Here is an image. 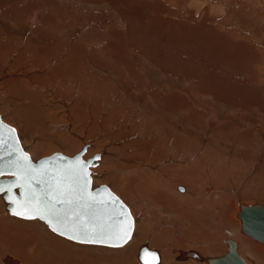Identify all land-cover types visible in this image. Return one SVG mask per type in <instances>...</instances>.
Returning a JSON list of instances; mask_svg holds the SVG:
<instances>
[{
  "label": "rangeland",
  "instance_id": "1",
  "mask_svg": "<svg viewBox=\"0 0 264 264\" xmlns=\"http://www.w3.org/2000/svg\"><path fill=\"white\" fill-rule=\"evenodd\" d=\"M56 1L59 0H17V2L16 0H0V114L5 122L17 129L23 145L32 157L37 159L54 152L75 155L83 148V145L92 142L93 147L88 152L87 158L97 152L105 153V157L96 168L97 170L94 169L96 175L102 173L105 175L96 177L95 185L108 184L132 209L129 200L123 193H120V191L124 192L123 183L117 179L116 171L107 161L106 152L112 147H116L113 145L114 142L126 139L132 128L136 130V134H138L137 131L142 132V129H138L141 126L139 116L131 113L125 116L122 114L116 116V111L119 110L124 100H122V93L116 89L115 83H123L124 80L134 83L135 90L139 93L141 88L147 86L144 80L146 72L159 78L161 75L162 82L165 83L164 90L169 89V91L167 90L166 93L163 88L154 85L151 91L149 89L148 94H156L157 97L162 98L168 97L170 98L168 103L171 105L174 102H176L175 105L180 102L192 105V109L176 112V115L170 112L171 114L167 115L173 119H177L179 115L184 116L188 130L195 131L198 135L208 131L210 120L214 116L212 112H206L200 106L196 107L193 101L209 102V106H212L221 99L229 100L234 107L232 105L230 107L220 106L225 111L222 112L224 119L222 118L220 121L217 119L216 123H213L218 134H210V138H213L212 141H216L213 144L209 143L210 146L212 145L211 149L209 144L207 146V141L205 143L207 147L203 146L202 149H199L201 148L198 146L199 142L197 140V142H193L195 138L190 139L193 141L190 146V140H188L189 145L187 146L190 147L188 149H192L191 151L197 149V156L193 157L195 162L186 163L182 167L176 163H169L168 167L172 169L167 170V176L172 181L166 180L165 175L162 176L159 173V177L154 179L153 183L151 182V186H145L143 182H139V184L134 183L133 188H136L138 192L148 189L151 194L153 191L169 193L170 198H166L169 200L168 203L160 198L158 201L154 200V203L156 205L159 203L160 208L162 207L161 209L165 211L164 216L165 219L167 218V223L163 226L164 229H169L174 235L175 228L171 223L178 219L182 223L179 224V229H182L180 230L183 234H187V242L184 245L175 238L173 239L174 245H168L167 253H172V260L177 257L175 264H195L192 260L190 263L181 261L179 256L189 250L202 255L200 249L204 246L210 249L205 251L203 257L223 255L227 251L225 239L230 238L225 231L232 230V227H228L227 224L236 226L240 235L247 238L250 243L264 247V244H260L242 233L241 219L238 216L239 203L264 205V176L248 177L249 164H254L255 155L264 150V128L258 131L260 126L255 125V119H258L259 124L264 126V110L258 107L259 105L264 109V78H262L264 75L261 73L264 63V58H262L264 57V41H259L249 35L248 23H242L236 18L237 16L235 19L233 18L234 14L242 13L244 15H241L248 19L247 9L248 4L251 5L248 3L250 0H182V6L177 5L174 0H60L65 4L61 8H57L59 5L55 3ZM260 1L264 4V0ZM200 6H203L202 10H199ZM213 8L214 11L215 8L220 10L213 12ZM222 9L225 11L224 13L221 11ZM2 20H11L9 23L17 29L8 33L2 27ZM29 24L33 25L29 27ZM55 24L57 25L55 26ZM71 30L75 32L69 36L71 66L77 67V61L83 56L81 52H84L90 62V67H87L90 68V71L92 70L94 75L98 76V79L94 76L88 80L81 78L77 75L78 70L72 74L73 69L61 63L65 56L61 52L62 36ZM253 30L259 33L260 25L254 26ZM50 38L54 39L53 45L49 44ZM29 39L32 40L29 41ZM82 48L84 49L82 50ZM33 51L34 53H32ZM52 51L56 55H53ZM61 56L63 59H60ZM255 58L258 62L254 65ZM14 63H16L15 67ZM70 63L67 65L70 66ZM81 66L86 67L83 64ZM151 99L158 105L160 98L157 99L153 95ZM108 100L111 103L119 102L116 106L113 104V108H111L115 113L111 112L110 118L105 116L106 120L104 117L98 120L93 119V114L88 111V108H92L95 103L107 105ZM125 109L127 108L125 107ZM243 115L246 116L245 120L242 118ZM114 120L118 121V126L124 124V127H131L130 131L128 129V131L111 129V123ZM195 121H198L199 124ZM137 122H139L138 126ZM149 123L151 124L152 121ZM152 125H157L158 129L164 127L172 130L174 128L162 121L160 124L152 123ZM147 126L145 131L149 130V126ZM108 128L111 133L107 131ZM162 132H167V130ZM100 133H103V136ZM120 138L122 139L120 140ZM111 141L113 142L111 143ZM229 147L232 149V156L242 154L240 157L245 156V159L241 160L239 156L237 159L235 157L234 161L232 160L233 165L230 166V157L226 154ZM164 151L165 153L169 152L167 148ZM189 151L185 152L186 157H191L188 154ZM246 159L248 160L246 161ZM241 162H245V167ZM236 163L237 166L240 165L238 169ZM121 169L123 170L124 167ZM261 170L264 174V163L261 165ZM194 172L195 174H193ZM196 173L197 175L203 174V178L206 176L205 181L207 182L214 181L213 184L224 181L230 190H224L225 192L219 193L217 197L212 195L211 198L203 199L202 205L204 206L199 207L192 203L191 198L178 199L169 191V187L174 186L175 180L172 177H175L176 174L180 180L189 181L192 178V182H195L192 184L197 188L199 180L201 181L203 178H196L197 176H194ZM186 175L187 177L182 178ZM105 177L107 178L105 179ZM132 177L134 176H130V180L133 183ZM121 178L123 179L124 176L121 175ZM117 180H119L118 183ZM202 183L206 182L202 181ZM181 194L184 195L186 192ZM161 203H164V206ZM156 205L153 206V209H149L160 216V210ZM132 211L135 212L133 209ZM136 217L139 218L137 220L139 229L148 226L147 230H152L155 225L159 224V220L152 218L153 221L150 220L146 225L145 217L142 214H137ZM36 223L42 224L43 227L37 226ZM232 231L234 232L232 238L239 243V252L242 257L249 264H264L263 252L255 253L249 246H243L235 238L234 229ZM206 239L210 240L207 241L209 243H203ZM196 240L201 241L199 246L195 244ZM145 243L143 242L141 245ZM173 246H176L175 252H171ZM127 247L113 249L72 242L53 234L43 222L9 216L5 204L0 198V264H7L8 258L18 264H26V261L27 264H141L136 260V256H133V251L130 253L132 256L128 257L130 250L128 251ZM125 248L126 250H123ZM160 250L163 251L162 248ZM126 257L127 259H125Z\"/></svg>",
  "mask_w": 264,
  "mask_h": 264
},
{
  "label": "bare ground",
  "instance_id": "2",
  "mask_svg": "<svg viewBox=\"0 0 264 264\" xmlns=\"http://www.w3.org/2000/svg\"><path fill=\"white\" fill-rule=\"evenodd\" d=\"M21 1V0H20ZM64 1V0H63ZM63 1H56L55 3L57 4V5H59V7L57 6V8H61V7H64L65 6V4L64 3H62ZM97 1V0H96ZM107 1V0H106ZM175 1V3L177 4V5H183V3L181 2L182 0H174ZM16 2H17V0H16ZM99 2V1H98ZM102 2V1H101ZM100 2V3H101ZM20 3V2H19ZM67 3V2H66ZM103 3H104V1H103ZM111 3V2H110ZM186 3V2H185ZM248 3H251V5L250 4H248V19L246 18V17H244V16H242V15H244V14H240V13H237V14H234V19H235V17L237 18V19H239L242 23H248V26L250 27V34L249 35H251L253 38H256V39H258L259 41H264V4H262V1H260V0H250V2L248 1ZM22 4V3H21ZM41 4H43V3H41ZM60 4H61V6H60ZM68 4V3H67ZM66 4V5H67ZM64 5V6H63ZM69 5V4H68ZM68 5H67V7H68ZM203 5V4H202ZM250 5V6H249ZM235 6V5H234ZM34 7V6H33ZM158 7V6H157ZM202 7L203 6H200L199 7V10L201 9L202 10ZM5 9V8H4ZM13 9V8H12ZM65 9V8H64ZM219 9V8H218ZM218 9L217 8H215V11L217 12L218 11ZM223 9H225V8H223ZM221 10L223 13L225 12L224 10ZM198 10V11H199ZM220 10V9H219ZM234 10V9H233ZM239 10V9H238ZM13 11V10H12ZM214 11V8H213V12H215ZM220 11V12H221ZM167 12H169V11H167ZM200 12V11H199ZM233 12H235V11H233ZM36 13V12H35ZM129 13V12H128ZM228 13V12H227ZM232 13V12H231ZM22 14V13H21ZM37 14H38V12H37ZM36 14V15H37ZM90 14V13H89ZM170 14V13H169ZM221 14V13H220ZM225 15H226V13H225ZM192 16V15H191ZM193 17V16H192ZM191 17V18H192ZM7 18V17H6ZM19 18V16L17 17V19ZM10 19H11V17H10ZM16 19V20H17ZM248 21H247V20ZM12 20V19H11ZM10 20V21H11ZM15 20V21H16ZM25 20V19H24ZM10 21H8V20H2L1 21V23H2V27L4 28V29H6V31L8 32V33H12V32H14V30H16L17 29V27H15L14 25H12V24H10L9 22ZM45 21V20H44ZM48 21H50V20H48ZM113 21V20H112ZM55 23V22H54ZM94 23V22H93ZM117 23V22H116ZM16 24V23H15ZM47 24V23H46ZM33 25V24H32ZM31 24H29L28 26L29 27H31L32 26ZM52 25V24H51ZM57 24H55V26H56ZM68 25H70V24H68ZM72 25V24H71ZM80 25V24H79ZM257 25H260V31H259V33L258 32H256V31H254L253 30V28H254V26H257ZM55 26H54V28H55ZM47 27V26H46ZM93 27V26H92ZM27 28V27H26ZM38 28V27H37ZM48 28V27H47ZM50 28V27H49ZM72 28V27H71ZM70 28V29H71ZM83 28V27H82ZM82 28H80V29H82ZM57 29V28H56ZM256 29V28H255ZM63 32H65V30H62ZM61 32V31H60ZM79 32V31H78ZM19 33V32H18ZM72 33H75L74 31H68L65 35H63L62 37V40H61V42L63 43V46L61 47V52L63 53V54H65V56H63L64 57V59H63V57L61 56L60 57V59H63V61L61 62V63H63V64H65V66H67V67H69V68H72L73 69V71H72V74H74V73H76L77 72V70H78V76H80L81 78H84V79H89V78H93V76L95 77V78H97L98 79V76H96V75H94V73H92L91 71H90V68H88L87 66H89V57L88 56H86V54L84 53V52H81L82 54H83V56H81L80 57V59L77 61V64H76V68H74V66H71L72 64L70 63V60H71V58H70V54H69V49H71L70 47V45H71V41L69 40V36L72 34ZM45 34V33H44ZM53 34V33H52ZM56 34H57V32L55 33V36H56ZM79 34V33H78ZM83 34V33H82ZM32 35V34H31ZM34 35H35V33H34ZM40 36V35H39ZM44 36V35H43ZM45 36H46V34H45ZM48 36V35H47ZM54 36V37H55ZM77 36V35H76ZM250 36V37H251ZM10 37V36H9ZM65 37V38H64ZM80 37H81V35H80ZM44 38V37H43ZM48 38H49V36H48ZM51 40H49L50 41V43L49 44H51V45H53L55 42H53V38H50ZM58 39V38H57ZM252 39V38H251ZM21 40V39H20ZM32 40V39H31ZM30 39H29V41H31ZM45 40H46V38H45ZM59 40V39H58ZM12 41V40H11ZM14 41V40H13ZM24 41V40H23ZM44 41V40H43ZM53 43H52V42ZM47 42V41H46ZM22 43V42H21ZM21 43H19V44H21ZM45 43V42H44ZM32 44V43H31ZM37 44V43H36ZM38 45V44H37ZM37 45H36V47H37ZM12 46H14V45H12ZM12 46H11V48H12ZM33 46V45H32ZM31 46V47H32ZM3 47V46H2ZM9 47V46H8ZM23 47V46H22ZM35 47V48H36ZM87 47V46H86ZM41 48V47H40ZM22 49H24V48H22ZM21 49V50H22ZM28 49V48H27ZM39 48H37V50H38ZM47 49V48H46ZM50 49V48H49ZM48 49V50H49ZM84 48H82V50H83ZM15 50V49H14ZM32 50V49H31ZM45 50V49H44ZM39 51V50H38ZM71 51V50H70ZM77 51V50H76ZM75 51V52H76ZM87 51V50H86ZM12 52H14L13 50H12ZM45 52H46V50H45ZM51 52V51H50ZM53 52V51H52ZM19 53V52H18ZM32 53H34V51L32 52ZM48 53V52H47ZM80 53V54H81ZM252 53H254V52H252ZM251 53V54H252ZM15 54V53H14ZM42 54V53H41ZM73 54V53H72ZM71 54V55H72ZM80 54H79V56H80ZM16 55V54H15ZM20 55V54H19ZM48 55V54H47ZM53 55H56V54H54V52H53ZM52 55V56H53ZM60 55H62L61 53H60ZM3 56V55H2ZM35 56V55H34ZM74 56H75V54H74ZM76 56H78V55H76ZM253 56V55H252ZM15 57V56H14ZM11 58V57H10ZM16 58V57H15ZM52 58V57H51ZM262 58H264V57H262ZM261 58V59H262ZM13 60V59H12ZM46 60V59H45ZM51 60V59H50ZM22 61V60H21ZM141 61V60H140ZM263 61V60H262ZM261 61V62H262ZM13 62V61H12ZM249 62H250V59H249ZM257 59L255 58V61H254V65L255 64H257ZM30 63H31V61H30ZM39 63V62H38ZM42 64L44 63V62H41ZM67 63H70V66L69 65H67ZM96 63V62H95ZM15 64L16 63H14V67H15ZM25 64V63H24ZM85 65L86 67L84 68L83 66H81V65ZM92 64H93V62H92ZM98 64V63H97ZM262 64V63H261ZM49 65H50V63H49ZM164 65V64H163ZM253 65V66H254ZM260 65V64H259ZM2 66V65H1ZM17 66V65H16ZM23 66V65H22ZM262 66V65H261ZM18 67V66H17ZM19 67H20V65H19ZM90 67V66H89ZM27 68V67H26ZM142 68V67H141ZM158 68V67H157ZM252 68V67H251ZM256 68V67H255ZM257 68H258V66H257ZM262 74L264 75V63H263V66H262ZM1 69H2V67H1ZM21 69V68H20ZM24 69V68H23ZM54 69V68H53ZM10 70H12V69H10ZM37 70H38V68H37ZM160 70V69H159ZM23 71V70H22ZM25 71V70H24ZM23 71V72H24ZM29 71V70H28ZM12 72V71H11ZM14 72V71H13ZM12 72V73H13ZM68 72V71H67ZM22 73V72H21ZM21 73H20V76H21ZM35 73V72H34ZM25 74V73H24ZM24 74H22V75H24ZM32 74V73H31ZM67 74V73H66ZM158 74V73H157ZM17 75V74H16ZM29 75V74H28ZM36 75V74H35ZM57 75H59V74H57ZM68 75V74H67ZM140 75V74H139ZM142 75V74H141ZM163 75V74H162ZM182 75V74H181ZM258 75H260V74H258ZM20 76H16V77H20ZM71 76V75H70ZM144 76V75H143ZM160 76V78L158 77V76H156V75H152V74H150V73H148V72H146V79H144L145 81H146V83H147V86H144L143 88H141V92H136V90H135V84L133 83H128V81H126V80H124L125 82H120V83H118V82H116L115 83V87H116V89L119 91V92H121L122 93V100H124L123 101V104L121 105V107L119 108V110L118 111H116V116H118V115H120V114H122V116H125L126 114H135L136 116H139V118L141 119H139V122H140V128H138V129H142V132H138L137 131V133L138 134H136V130H134L133 128H132V130L130 131V129H131V127H124L123 125H121V126H118V121H115L114 120V122L113 123H111L112 124V127L111 126H109V124H108V122H107V124H108V126L109 127H111V129H121V131H124V130H129L130 132H129V134H128V137L126 138V139H122V138H120V140L122 139L123 141H121V142H114V146H116V147H112L111 149H109V150H107V161L109 162V164H111V166H112V168H113V170L114 171H116L115 173L117 174V179H119L123 184V189H124V192L123 191H120V193H123L124 194V196H126V198L129 200V203H131V206H132V209L135 211V212H133L132 211V209L130 208V205L129 204H127L128 206H129V208H130V211H131V213H132V215L134 216V219H135V224H134V234H133V236H132V238H131V240L126 244V245H124V246H122V247H125V246H128L127 247V249H128V251L130 250V252H129V254H128V257L129 256H132V254H130V253H132V251H133V256L135 255L136 256V260L137 261H139V259H138V252H139V249H140V247L142 246L141 244L144 242H146L145 244L146 245H148L150 248H153V249H157L159 252H160V255H161V261H160V263L159 264H175L176 263V258L174 259V260H172V253L171 254H168L167 253V249H168V245H172L173 244V239L175 238L180 244H183L184 245V243L185 242H187V234L185 235V233L183 234V232L179 229V227L178 226H180L179 224H182L181 223V220H178V219H176V221H172V223L170 222V221H168V222H170L173 226H174V235H173V233L171 234V232L169 231V229H167L166 230V228L164 229V225L167 223L166 222V219H165V216H164V212L165 211H163L161 208H160V205H158L159 203H157V205H156V203H154V200H157L158 201V199L160 198V199H164L165 200V202H167L168 203V201L169 200H167L166 198H170V196L164 191H160V192H155V191H153V194H151V192L150 191H148V189H146L145 191H142V190H140L139 192L136 190V188H133L134 187V183H137V184H139V182H143L144 184H145V186H151V182L153 183V181H154V179H157L158 177H159V173H161V175L162 176H164L165 175V179L167 180V179H170V178H168V174H167V170H170V169H172V168H170V167H168V165H169V163L171 164V163H176V164H178L180 167H182V166H184V164H189V163H191V162H195V158H193V157H196L197 156V154H196V152H197V149H196V151L194 150V151H191L192 149H188V148H190L189 146H187V145H189L188 143V140H190V139H193V138H195L194 139V141L193 142H195L196 140L199 142V144H198V146H200L201 148H199V149H202V147L203 146H206V144H207V146H208V144L209 143H212L213 144V142H216V141H212V137L210 138V136L212 135L211 133H214V135H216V134H218V133H216V130L214 129V124L213 123H216V121L215 120H217L218 119V121H220L222 118L224 119V116L222 115V112L224 113L225 111H224V109H222L220 106H224V107H230L231 105H232V107H234L233 106V104H230V101L228 100H224V99H221L220 101H216L217 103H216V105H218V106H216L215 104H212V106H209V102H205V103H201V102H198V101H193L194 103L193 104H195V106L197 107V106H200L201 108H203L204 110H206V112L207 111H210V112H212V115L215 117H213L214 118V120H210V125L207 127L208 128V131L207 132H204V133H201V135H198L195 131H192V130H188V127L186 126V122H185V117L184 116H182V115H179V116H177V119L176 118H170L167 114H171V113H173V114H175L176 112H181V111H183V110H186V109H190L191 107H192V105H190L189 103L188 104H184V102H180V104H174V103H176V102H174V103H172L173 105H171V104H169L168 103V101H169V99L170 98H162V97H157L158 95H156V94H153L154 96H155V98H157V99H159L160 98V101H158V105H156V103H155V101H153V99H151V97L153 96V95H151V93L150 94H148L149 93V89H150V91H151V88L153 87L154 88V85H158V87H160V88H163V90H164V82H162V78L163 77H161V75H159ZM138 77V76H137ZM140 77V76H139ZM169 77V76H168ZM167 77V78H168ZM28 78V77H27ZM31 78V77H30ZM262 78H264V76L262 77ZM22 79V78H21ZM96 79V80H97ZM137 79V78H136ZM142 80V79H141ZM260 80V79H259ZM140 81V80H139ZM141 82V81H140ZM10 83V82H9ZM61 83V82H60ZM264 83V82H263ZM59 85V84H58ZM60 86V85H59ZM63 87V86H62ZM31 88V87H30ZM58 88H60V87H58ZM32 90V89H31ZM168 91H169V89H167ZM167 90H164L166 93L168 92ZM214 90V89H213ZM138 91H139V89H138ZM163 91V92H164ZM7 93V92H6ZM121 93H119V94H121ZM181 93V92H180ZM89 94V93H88ZM183 94V93H182ZM169 95V94H168ZM168 95H166V96H168ZM107 97V96H106ZM164 97V96H163ZM121 98V97H120ZM183 98V97H182ZM189 98V97H188ZM25 99V98H24ZM203 99V98H202ZM189 100V99H188ZM38 101V100H37ZM39 102H41V101H39ZM105 102V101H104ZM109 100L107 101V105H105V104H93L92 105V108L90 107V108H88V111L90 112V113H92L93 114V119H96V120H98L99 118H101V117H104V120H106L105 119V116L107 117V118H110L111 116H112V113L111 112H114L111 108H113V104L116 106V104L118 105L119 104V102H115V103H111V102H109ZM121 102V101H120ZM170 102H172V101H170ZM204 102V101H203ZM213 102V101H212ZM211 102V103H212ZM85 103V102H84ZM102 103V102H101ZM122 103V102H121ZM31 104V103H30ZM35 104H37V103H35ZM41 103H39V105H40ZM192 104V103H191ZM87 105V104H86ZM41 106V105H40ZM120 106V105H119ZM194 106V107H195ZM213 106H215V107H213ZM125 107L127 108V109H125ZM195 107V108H196ZM258 107L260 108V109H262V110H264L263 109V107H260L259 105H258ZM81 108V107H80ZM200 108V109H201ZM25 109V108H24ZM23 109V110H24ZM74 109V108H73ZM192 109V108H191ZM245 110V109H244ZM20 111V110H19ZM246 111V110H245ZM84 112V111H83ZM171 112V113H170ZM247 112H248V110H247ZM89 113V114H90ZM115 113V112H114ZM188 113V112H187ZM186 113V114H187ZM84 114V113H83ZM185 114V113H184ZM257 114V113H256ZM97 115V116H96ZM133 115H132V117H133ZM176 115V114H175ZM244 115H247V114H244ZM243 115V116H244ZM91 116V115H90ZM157 116V117H156ZM184 117V118H183ZM198 117V116H197ZM242 117V116H241ZM245 117L246 116H244V117H242L244 120H245ZM123 118V117H122ZM131 118V117H130ZM136 118V117H135ZM200 118H201V116H200ZM248 118H249V116H248ZM103 119V118H102ZM132 119V118H131ZM131 119H128V120H131ZM101 120V119H100ZM103 120V121H104ZM163 122V123H165V124H167V125H172L175 129H177V130H179V131H176L174 128H172V130H170V129H167V128H164L163 127V129H161V128H159L158 129V126L157 125H152V123H157V124H160L161 123V121ZM209 120V119H208ZM121 121V120H120ZM125 121V120H124ZM133 121V120H132ZM149 121H152V123L150 124L149 123ZM237 121V120H236ZM253 121H254V119H253ZM253 121H251V122H253ZM86 122V121H85ZM128 122V121H127ZM139 122H137L138 124H137V126L139 125ZM196 122H198V121H195V123ZM238 122V121H237ZM241 122H244V121H241ZM259 122L260 121H258V119H255V125H257V126H260L259 128L260 129H258V131H260L262 128H264V126L263 125H260L259 124ZM125 123H126V121H125ZM104 124V123H103ZM110 124V125H111ZM131 124H133V123H131ZM198 124H199V122H198ZM197 124V125H198ZM262 124V123H261ZM135 125H136V123H135ZM149 126V130H144L145 129V127L146 126ZM104 126V125H103ZM106 126V125H105ZM131 126V125H130ZM147 126V127H148ZM244 126V125H243ZM32 127V126H31ZM241 127V126H240ZM137 128V127H136ZM246 128V127H245ZM115 129V130H116ZM157 131H156V130ZM167 130V132H162L163 130ZM109 128L107 129V131L109 132ZM127 130V131H128ZM90 131V130H89ZM104 131H106V130H104ZM103 131V132H104ZM112 131V130H111ZM101 132V131H100ZM108 132H106V133H108ZM113 132V131H112ZM117 132V131H116ZM158 132H162V133H158ZM109 133H111V132H109ZM126 133V132H125ZM133 133V134H132ZM171 133V134H170ZM99 134V133H98ZM211 134V135H210ZM100 135H102L103 136V133H100ZM108 135V134H107ZM127 135V134H126ZM99 136V135H98ZM113 136V135H112ZM110 137H111V135H110ZM109 137V138H110ZM21 138V137H20ZM125 138V137H124ZM215 138V137H214ZM108 139V138H107ZM115 139V138H114ZM104 140H106V139H104ZM215 140V139H214ZM21 141H22V139H21ZM191 140H190V146H191V142H192ZM196 141V142H197ZM206 141H207V143H206ZM113 141H111V143H112ZM22 143H23V141H22ZM206 143V144H205ZM220 143V142H219ZM264 143V142H263ZM87 145H88V151H87V153L85 154V158H87V154H88V152L91 150V148L93 147V144H92V142H88V143H86ZM110 144V143H109ZM84 146V145H83ZM110 146H111V144H110ZM206 146V147H207ZM209 146H210V144H209ZM212 146V145H211ZM211 146H210V149H211ZM232 146H234V145H232ZM58 147V146H57ZM63 147V146H62ZM66 147V146H65ZM195 147V146H194ZM56 148V147H55ZM61 148V147H60ZM165 148H167L168 150H169V152L167 151L166 153H165V151H164V149ZM232 148H234V147H232ZM226 149V148H225ZM188 150H190L189 151V153L188 154H190L189 156H191V157H186V155H185V152H187ZM213 151H215L214 149H212ZM232 149H230V147H229V149L227 150V152H226V154L228 155V157H230L229 158V160H230V166H231V164L233 165V162H232V160L234 161V158L236 157V159H237V157L239 156H237V154H235V156H232L231 154V151ZM33 151H34V149H33ZM40 151V150H39ZM237 151H238V149H237ZM247 151V150H246ZM105 152V151H104ZM240 152V151H239ZM238 152V153H239ZM33 153V152H32ZM35 153V152H34ZM206 153V152H205ZM187 154V155H188ZM212 154V153H211ZM210 154V155H211ZM248 154H249V152H248ZM216 155V154H215ZM242 155V154H241ZM240 155V156H241ZM250 155V154H249ZM212 156V155H211ZM211 156H209V157H211ZM239 156V157H240ZM105 157V153H102V157L99 159V161H98V164L96 165V166H94V167H92L91 169H92V172L94 173L93 174V176H94V184H95V180H96V177H98V176H101L102 174H104V173H102V174H98V175H96V172H94V169H96L97 167H98V165H99V163H101L102 161V159ZM207 157V156H206ZM221 157V156H220ZM245 156H243V157H240L241 158V160H242V158H244ZM251 157V156H250ZM201 158V157H200ZM206 159V158H205ZM245 159V158H244ZM244 159H243V161H244ZM228 160V161H229ZM248 159H246V161H247ZM254 160V159H253ZM253 160H252V162H253ZM236 161V160H235ZM240 161V160H239ZM237 163H239L238 161H236ZM107 163V162H106ZM198 163H199V160H198ZM224 163V162H223ZM237 163H236V166H237ZM242 163V162H241ZM245 163V162H244ZM244 163H242V165L244 166ZM264 163V150H261V151H259L256 155H255V160H254V164H249V166H250V169H249V166H248V177H250V176H261V175H263L264 176V174H262V170H261V165ZM136 164V165H135ZM197 164V163H196ZM195 164V166H197ZM213 164V163H212ZM200 165V164H199ZM224 166L226 165V164H223ZM190 166V165H189ZM193 166V165H192ZM201 166V165H200ZM209 166V165H208ZM239 167H240V165H238ZM238 166H237V169H238ZM110 167V166H109ZM122 167H124V169L122 170L121 168ZM245 167V166H244ZM190 168H191V166H190ZM189 168V169H190ZM197 168H199V167H197ZM211 168V167H210ZM217 168V167H216ZM226 168V167H225ZM228 168H229V166H228ZM232 168V167H231ZM187 169V168H186ZM212 169V168H211ZM218 169V168H217ZM223 169V168H222ZM97 170V169H96ZM185 170V169H184ZM240 170V169H239ZM192 171H193V169H192ZM197 171V170H196ZM201 171V170H200ZM213 171V170H212ZM228 171V170H227ZM231 171V170H230ZM238 171V170H237ZM108 173V172H107ZM114 173V172H113ZM192 173V172H191ZM202 173H203V171H202ZM211 173V172H210ZM219 173V172H218ZM174 174V173H173ZM193 174H195V172L193 173ZM229 174V173H228ZM233 174V173H232ZM231 174V175H232ZM105 175V174H104ZM107 175V174H106ZM113 175V174H112ZM121 175L122 176H124V178H126V179H124V181H123V179L121 178ZM125 175H126V177H125ZM134 176V177H132L133 179H134V182L132 183L131 182V180H130V176ZM191 175V174H190ZM201 175V174H200ZM199 174L197 175V173H196V175H194V176H197L196 178H200V177H202L203 178V174L200 176ZM230 175V176H231ZM247 175V174H246ZM108 176V175H107ZM116 176V175H115ZM115 176L114 177H112L113 179L115 178ZM213 176H214V171H213ZM224 176V175H223ZM262 176V177H263ZM180 177V176H179ZM184 177H187V175L186 176H183L182 178H184ZM208 177V176H207ZM216 177V176H215ZM247 177V176H246ZM107 177H105V179H106ZM111 178V179H112ZM175 181H174V186L172 187V186H170L169 187V191H171L172 192V194L175 196V197H177L178 199H186V198H191L192 199V203L193 204H195L197 207H199V206H204V205H202L204 202H203V199H207V198H211L212 197V195H216V197L218 196V194L219 193H224L225 191H228V190H230V187L229 186H226L227 184L223 181V183H221V182H218V183H215V184H213V182L212 181H205V178H206V176H205V178H203V180H199V185H197L198 187L196 188L195 187V185H193L192 183H195V182H192V178H190V180H191V182H189L188 180L186 181H184V180H180L179 178H178V175L176 174V176L174 177H172ZM181 178V177H180ZM181 178V179H182ZM194 178V177H193ZM198 178V179H199ZM209 178V177H208ZM217 178V177H216ZM256 178V177H255ZM109 179V178H108ZM110 179V180H111ZM221 179V178H220ZM260 179V178H259ZM263 179V178H262ZM119 180H117L116 182L118 183V181ZM171 180V179H170ZM169 180V181H170ZM195 180H197V179H195ZM208 180V179H207ZM256 180V179H255ZM172 181V180H171ZM202 181L205 183V184H203L202 183ZM222 181V180H221ZM166 182V181H165ZM168 182V181H167ZM197 183H198V181H197ZM196 183V184H197ZM254 183V182H253ZM255 184H259V183H255ZM183 186L184 187V190H180V186ZM221 185H223V186H221ZM225 185V186H224ZM139 186V185H138ZM164 186V185H163ZM169 186V185H168ZM118 187V186H117ZM165 187V186H164ZM119 188V187H118ZM165 189H166V187H165ZM121 190V189H120ZM225 190V191H224ZM184 192H186V194H184V195H182L181 193H184ZM119 193V192H118ZM186 195V196H185ZM132 196V197H131ZM3 196H1L0 195V198L3 200V202H4V204H5V209H6V202H5V200L2 198ZM146 198H149V199H146ZM156 198V199H155ZM121 199H122V197H121ZM123 200V199H122ZM171 200V199H170ZM204 200V201H205ZM124 201V200H123ZM172 201H173V199H172ZM125 202V201H124ZM156 202V201H155ZM174 202H176V201H174ZM177 203V202H176ZM189 203V202H188ZM187 203V204H188ZM162 204V203H161ZM154 205H156V207L158 208V210H160L159 212H160V216L158 215V214H156V212H154V211H150V209L149 208H154L153 206ZM189 205V204H188ZM205 205H206V203H205ZM162 206H164V203L162 204ZM148 208V210H146ZM206 208V207H205ZM240 209H241V207H240ZM6 211H7V214L9 215V216H11V217H14V218H18V219H22V218H20V217H17V216H14V215H11L9 212H8V210L6 209ZM6 214V213H5ZM134 214H142L144 217H145V219H144V223L146 224V225H148V222H150V220L152 219V218H154V220L155 219H157V220H159V224L158 225H155V227H153V229L152 230H147V228H148V226L147 227H142L143 229H139V226H138V221L137 220H139V218L137 219V217H136V215H134ZM154 214H156V215H154ZM141 217V216H140ZM190 217V216H189ZM10 218V217H9ZM159 218V219H158ZM143 219V218H142ZM184 219V218H183ZM241 219V218H240ZM22 220H27V219H22ZM33 220H35V219H33ZM33 220H28V221H33ZM168 220H170V219H168ZM37 221H40V220H37ZM151 221H153V220H151ZM194 221V220H193ZM40 222H43V221H40ZM178 222H180V223H178ZM195 222V221H194ZM44 223V222H43ZM170 223H169V225H170ZM183 223H186V222H183ZM191 223V222H190ZM45 224V223H44ZM192 224V223H191ZM190 224V225H191ZM197 224V223H196ZM241 224H242V219H241ZM36 225L37 226H42L43 227V225L41 224H38V223H36ZM190 225H188V226H190ZM195 225V224H194ZM194 225H192V226H194ZM201 225V224H200ZM228 225V227H232V230L234 229V231H235V238H237V240H239L240 242H241V244L244 246H249L250 247V249L252 250V252H258V253H260V252H263V255H264V247H261L259 244H252V243H250V241L247 239V238H245V237H243V236H241L240 235V233H239V231L237 230V227L236 226H233V224H227ZM45 226H47L46 224H45ZM145 226V225H144ZM48 227V226H47ZM196 227V226H195ZM194 227V228H195ZM227 227V226H226ZM2 229V228H1ZM191 229L193 230V228L191 227ZM226 229V228H225ZM22 230V229H21ZM183 230H185V229H183ZM231 229L230 230H226L225 232H226V234H228V236L230 237V238H232V237H234V232L232 231ZM206 233V232H205ZM242 233H244V234H246L245 232H243L242 231ZM198 234V233H197ZM31 235V234H30ZM201 235V234H200ZM247 236H249V237H251L252 239H254L252 236H250V235H248V234H246ZM33 236V235H32ZM171 237V238H170ZM63 238H65V237H63ZM35 239V238H34ZM66 239V238H65ZM68 240V239H67ZM255 241H257V242H259L260 244L262 243V244H264L263 242H260V241H258V240H256V239H254ZM70 241H72V240H70ZM189 241V240H188ZM207 241H210L209 239H206V241L204 240L203 241V243H205V242H207ZM72 242H75V241H72ZM195 242H197V243H195L196 245H198L201 241L200 240H196ZM76 243H78V242H76ZM207 243H209V242H207ZM78 244H84V245H93V246H102V247H106V248H110V247H108V246H104V245H97V244H88V243H78ZM226 244V243H225ZM140 245V246H139ZM144 245V244H143ZM174 245V244H173ZM227 245V244H226ZM139 246V248H138V250H137V247ZM199 246V245H198ZM122 247H111V248H113V249H119V248H122ZM39 248V247H38ZM163 249V251L162 250H160V249ZM170 248V247H169ZM176 248V246H173L172 248H171V252L172 251H174L175 252V249ZM203 249V250H202ZM210 248L209 247H207V248H205V246L202 248L201 247V249H200V253H202V255L204 254V253H206L205 251H207V250H209ZM212 249V248H211ZM239 243H238V251H239ZM10 250V249H9ZM35 250V249H34ZM123 250H126V248L125 249H123ZM120 251H122V250H120ZM136 251H137V253H136ZM190 251V250H189ZM8 252V251H7ZM125 252V251H124ZM188 252V251H187ZM187 252H185V253H183V254H181L180 256H179V260H181V261H184V262H191V260H192V262H194L195 264H210L209 262H208V258L209 257H216V256H208V257H203L201 254H198V256L197 257H194V256H190V255H187ZM9 253H10V251H9ZM12 253V252H11ZM136 253V254H135ZM213 253V252H212ZM240 253V252H239ZM33 254V253H32ZM262 254V253H261ZM123 255H124V253H123ZM125 255H126V253H125ZM17 256V255H16ZM222 256V255H221ZM125 257V256H124ZM125 259H127V257L125 258ZM25 260V259H24ZM36 261V260H35ZM130 261V260H129ZM20 262V261H19ZM65 262V261H64ZM67 262V261H66ZM140 262V261H139ZM4 263V262H3ZM6 263L7 264H18L16 261H14V260H12L11 258H8L7 260H6ZM23 263H24V261H23ZM141 263V262H140ZM26 264H27V261H26ZM142 264V263H141ZM191 264V263H190Z\"/></svg>",
  "mask_w": 264,
  "mask_h": 264
},
{
  "label": "water",
  "instance_id": "3",
  "mask_svg": "<svg viewBox=\"0 0 264 264\" xmlns=\"http://www.w3.org/2000/svg\"><path fill=\"white\" fill-rule=\"evenodd\" d=\"M0 122H2L0 124V186L5 188L13 186V191L7 194L8 199H4L6 209L11 215L17 211H23L21 205L24 203L25 193L28 192L40 196L41 193L52 191L59 198L75 201L77 196L71 191L75 185L64 177L63 173L65 169L86 159L90 162L86 171L92 173L88 181L86 198L92 204V208L76 209L80 213V223L84 225V229L79 232L70 231L68 234L77 236V239L72 241L78 243L108 247H122L131 240L134 234L135 219L129 206L108 184H94L91 168L98 164L102 153L97 152L91 157L85 158L88 151V145L85 144L75 155L54 152L35 159L23 145L17 129L5 122L1 114ZM10 129H14V131H10ZM15 185L22 187H15ZM59 189H67L66 194L60 197ZM180 190H184V187H180ZM0 195L4 194L0 193ZM12 201H16V203H12ZM239 206L241 209L238 216L242 219V231L264 243V205L239 203ZM58 208L71 211L74 209V205L60 204ZM117 226L122 230H127L126 242L121 241L118 246L115 236L110 238V234ZM101 228H103V233H101ZM120 235H123V231ZM88 239L95 242H80ZM225 243L227 251L222 256L209 257L210 264H249L239 253L238 243L235 239L227 238ZM150 253L154 255H149ZM187 255L197 257L198 253L189 251ZM141 257L144 259L142 260ZM138 259L142 264L145 260L149 261V264H159L161 255L157 249L144 244L139 249Z\"/></svg>",
  "mask_w": 264,
  "mask_h": 264
},
{
  "label": "snow or ice",
  "instance_id": "4",
  "mask_svg": "<svg viewBox=\"0 0 264 264\" xmlns=\"http://www.w3.org/2000/svg\"><path fill=\"white\" fill-rule=\"evenodd\" d=\"M2 124V122H0ZM14 131V129H10ZM88 160H83L78 164H74L71 168L65 169L63 176L68 178L75 187L71 188V191L76 194L77 199L74 201L72 199L64 200L59 198L55 192L49 191L47 193H41L37 196L33 192L25 193L24 203L21 205L23 211H17L14 213L15 216L21 217L27 220H40L43 221L49 228V230L60 237H65L68 240H76L77 236L69 235L70 231L79 232L84 229V225L80 223V213L76 209H91L92 204L87 201L86 190L88 187L89 178L92 173L87 172L86 169L89 165ZM59 184V181H57ZM15 187H22L21 185H15ZM13 191V186L7 188L0 186V193H3V199H8V193ZM67 189H59L60 197L66 194ZM16 203V201H12ZM60 204H67L69 206L74 205V209L71 211L61 210L58 208ZM122 224V220L120 222ZM86 231V230H85ZM123 231V235H120ZM101 233H103V228H101ZM115 236L117 240V246L121 241L127 239V230H122L119 226L115 228L110 234ZM80 242H95L91 239L87 241ZM154 255V254H149ZM143 260L144 258L141 257ZM144 264H149V261L145 260Z\"/></svg>",
  "mask_w": 264,
  "mask_h": 264
}]
</instances>
